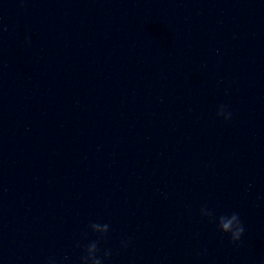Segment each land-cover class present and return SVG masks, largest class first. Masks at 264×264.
Returning <instances> with one entry per match:
<instances>
[{
  "label": "clouds",
  "instance_id": "clouds-1",
  "mask_svg": "<svg viewBox=\"0 0 264 264\" xmlns=\"http://www.w3.org/2000/svg\"><path fill=\"white\" fill-rule=\"evenodd\" d=\"M29 41L26 40V43ZM217 116L223 117L225 121L232 118V113L227 110L225 105H220L217 110ZM200 215L207 218L209 221L215 222L217 230L224 236H227L232 244H238L241 241L245 233V226L240 218L238 212H232L230 215H220L217 217L214 210L208 209L206 207L200 209ZM89 228L93 234L97 236L96 240H93L85 245H83L84 255L80 257V264H104V261L110 257V250H104L103 254L100 255L99 244L103 240L108 232V224L91 223ZM84 238L87 236L85 234ZM128 241L122 242V247H127ZM80 247V244H77ZM199 256V253H197ZM46 264H55V261L49 259Z\"/></svg>",
  "mask_w": 264,
  "mask_h": 264
}]
</instances>
